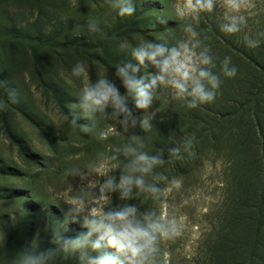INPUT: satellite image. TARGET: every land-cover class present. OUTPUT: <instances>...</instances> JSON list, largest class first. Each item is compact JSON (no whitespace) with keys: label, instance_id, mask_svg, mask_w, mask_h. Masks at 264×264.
I'll list each match as a JSON object with an SVG mask.
<instances>
[{"label":"rangeland","instance_id":"1","mask_svg":"<svg viewBox=\"0 0 264 264\" xmlns=\"http://www.w3.org/2000/svg\"><path fill=\"white\" fill-rule=\"evenodd\" d=\"M181 2L137 0L136 13L121 18L108 8L107 0H0V99L7 100L2 84L15 88L17 93L16 101H8L7 108L0 110V264H14V258L29 250L33 242L39 248L54 244L68 207L58 200L60 195H66V181L62 180L66 167L83 165L101 152L110 153L104 149L108 143L118 146L133 137L141 140L139 127L125 130L100 116L95 117V126L91 127L83 116L74 122L72 112L78 110L76 101L82 86L105 75L120 86L113 75L115 64L135 62L127 54L128 49L150 40L172 43L183 36L185 21L177 15ZM253 3L255 8L251 11L255 14L248 16L240 33L225 34L219 30L226 14L224 0H216L214 10L202 13L197 25L198 31L208 37L205 43L216 58L215 70L219 71V63L226 55L238 69L233 78L221 75L217 96L227 86L236 85L240 93L236 100L243 104L248 102L245 93L257 91V83L263 78L257 72L255 59L264 50V0ZM92 18L100 25L97 31L87 28V21ZM246 34L260 39V46L248 48L244 43ZM122 44L125 49L120 47ZM77 62L86 68L81 78L71 74ZM148 71L154 68L149 65ZM246 86L252 88L248 90ZM120 90L124 91L122 87ZM178 101L182 100L172 99L167 89L161 90L149 109L154 113L153 119L181 111V107L174 106ZM129 104L138 125L141 112ZM209 106L219 110V105L212 108L208 103L202 109L209 111ZM229 110L224 109L225 114L219 112L227 116L232 113ZM235 119L236 116L227 118L214 134L207 132L196 144L193 141L175 169L160 173L182 182L178 189L168 191L163 201L142 194L128 201L141 212L152 208L181 222L180 236L160 242V264H203L207 258L205 242L221 224L233 179L231 142L216 137L247 129L246 117L241 126L234 125ZM102 130L106 133L103 140L98 138ZM251 144L255 148L257 142L252 140ZM113 174L118 179L120 169ZM98 179L102 181L103 177ZM69 182L74 189L77 187V179L70 177ZM165 183L160 182L162 188ZM109 199L101 202L108 206L124 203L118 200L117 193L109 194ZM50 207L57 209L52 217ZM73 224L67 225L68 236L86 231L74 229ZM71 259L80 264L77 254Z\"/></svg>","mask_w":264,"mask_h":264},{"label":"clouds","instance_id":"2","mask_svg":"<svg viewBox=\"0 0 264 264\" xmlns=\"http://www.w3.org/2000/svg\"><path fill=\"white\" fill-rule=\"evenodd\" d=\"M137 0H107L108 8L121 18L132 17L136 13ZM217 6L216 0H182L178 17L185 21L183 36L172 43L147 41L138 43L127 50L131 61L115 64L114 79L105 75L82 86L76 104L78 110L72 112L75 122L81 116L95 126V117L100 116L108 123L119 124L123 129L135 127L137 116L131 105L140 110L139 126L142 130L153 127L154 113L149 109L161 90L167 89L171 98L182 100L187 107L211 103L217 96L222 80L221 75L233 78L237 66L230 56H224L217 69L212 48L205 43L208 39L197 29L202 13H211ZM226 14L219 30L225 34H237L247 25L248 16L254 15L253 0H224ZM246 13V14H245ZM100 25L95 18L87 21L90 31H97ZM248 48H257L262 41L249 35L244 36ZM122 49L126 45L120 46ZM147 62V63H146ZM151 65L154 71H148ZM86 73L82 62L71 68L73 77L81 78ZM7 100L0 99V110H5L8 101H16V89L2 84ZM121 87L124 89L121 92ZM158 112V109H156ZM98 138L106 139L102 130ZM192 138L187 137L179 146L168 149L169 156L179 158L182 151L192 146ZM143 142L138 137L115 147L110 153L101 152L95 159L83 165L66 167L62 180L66 195L58 197L67 210L64 220L54 236L55 247L41 249L36 242L29 250L20 252L14 264H56L57 258H67L77 254L80 264H160L159 244L163 240L181 235L182 225L176 217L159 214L155 209L141 212L136 204L128 201L138 194L150 199L163 201L166 193L181 186V180L161 174H154L163 162L162 152L150 154L143 150ZM123 155L125 161L120 160ZM120 169L117 177L113 174ZM151 176V181L146 177ZM77 179L74 189L69 178ZM93 177H103V180ZM167 181L165 187L160 182ZM70 186V188L68 187ZM82 189V190H81ZM117 193L122 205L108 206L102 200H109V194ZM107 206V207H106ZM78 223L86 231L68 236L67 225Z\"/></svg>","mask_w":264,"mask_h":264},{"label":"trees","instance_id":"3","mask_svg":"<svg viewBox=\"0 0 264 264\" xmlns=\"http://www.w3.org/2000/svg\"><path fill=\"white\" fill-rule=\"evenodd\" d=\"M255 64L257 72H260L263 78L257 83V91L245 93L248 99L245 104L236 100L240 95L236 91L237 86L229 85L223 93L208 103L212 108L219 105L218 111L211 110L210 106V110L206 111L202 109V105L189 108L184 101H178L174 106L181 107L182 110L152 119V128L144 131L139 124L136 125V128L139 127L143 150L150 154L162 152L164 160L154 170V174H160L165 169H175L178 162L185 157L184 151L179 158L169 156L170 147L179 146L187 137H191L196 144L205 137V133L214 134L220 129L227 118L236 116L234 125L241 126L246 117L247 129L231 130L229 134L216 137L218 140L227 138L231 142L233 179L221 224L205 242L208 256L203 260V264H264V50H260ZM246 88L249 90L252 87ZM230 97L233 98L232 104ZM217 100L219 102H216ZM224 109H230L228 112L232 113L227 116L221 114L220 112H227ZM252 140L257 142L255 148L254 144H251ZM119 146L121 145L117 146V143L116 146L108 143L104 149L107 148L111 152ZM120 158L127 159L123 155ZM147 179L151 181V176ZM49 210L50 217L56 214V208L50 207ZM72 227L79 230L83 228L76 223ZM54 246L55 244L48 245ZM40 247L47 248L46 245ZM56 264H74V261L71 256H62Z\"/></svg>","mask_w":264,"mask_h":264}]
</instances>
